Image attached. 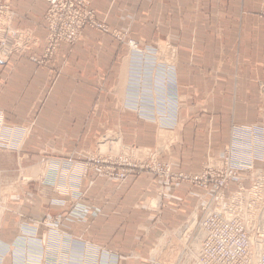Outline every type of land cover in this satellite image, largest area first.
<instances>
[{
	"label": "crops",
	"instance_id": "0c3cea01",
	"mask_svg": "<svg viewBox=\"0 0 264 264\" xmlns=\"http://www.w3.org/2000/svg\"><path fill=\"white\" fill-rule=\"evenodd\" d=\"M89 2L107 27L126 30L141 42L175 46L178 68L166 69L167 83L163 73L158 81L160 89L168 88L170 120L158 118L156 109L155 118L140 109L145 106L141 91L150 89L146 71L139 57L130 56L109 35L85 27L75 45L58 47L50 63L31 60L45 53L48 3L8 0L13 25L31 32L35 44L0 61V264H18L12 253L23 234L43 246L50 233L43 220L58 216L63 234L118 252L117 264H147L159 238L200 215L201 206L213 196L211 189L174 184L162 190L158 216L150 213L153 222L137 204L158 180L141 173L118 188L115 180L89 174L82 182L84 189L89 186L87 194L69 213L58 203L63 199L62 156L96 153L99 139L111 129L124 146L140 148H154L166 131L175 133L176 143L161 156L168 155L175 170L196 171L206 157L223 156L233 123H250L256 117V80L264 78L260 0ZM159 59L167 62L170 54L160 53ZM134 71L146 75L144 81L137 83ZM136 98L138 110L128 102ZM201 110L205 112L199 116ZM246 154L249 170L254 166L264 172V155L256 159ZM238 185L249 187L250 181L233 180L223 193Z\"/></svg>",
	"mask_w": 264,
	"mask_h": 264
},
{
	"label": "rangeland",
	"instance_id": "374dc122",
	"mask_svg": "<svg viewBox=\"0 0 264 264\" xmlns=\"http://www.w3.org/2000/svg\"><path fill=\"white\" fill-rule=\"evenodd\" d=\"M81 1L85 3L86 9L89 10V17L82 25L75 28L76 35L73 39L65 37L56 46H51L50 44L49 34L51 22L47 20L46 17L47 8L44 15L45 29L47 32L45 53L42 57L32 55L29 58L38 64L50 63L58 47L61 44H68L70 46L75 45L85 27H89L102 35H109L122 43L126 48V53H129L130 56H134V58L139 57L141 62L140 68L142 69L143 67L144 71H146L150 89L141 91V95L145 94V101L141 100L142 103H145V106L140 109L149 110L150 116L154 118L155 115L152 114H154V110L156 109V111H158L156 116L162 121L166 118L165 122H169L172 108L170 110L168 105L170 102L167 98L168 94H166L168 88L160 89L158 81L162 80V75L167 71L166 69L173 68L174 65L178 68L179 63L175 46L169 43L159 44L157 42H141L131 38L126 30L123 32L115 28H109L103 21L95 17V12L91 8L89 0ZM257 15L264 17V0H260ZM87 16V14L84 15V17ZM71 21L72 20L67 17L61 21L63 25L59 23L52 28L56 34L63 31H71ZM34 42L35 38L31 32L13 25L8 0H0V61L6 60L12 53L22 54L26 52L30 45L33 46L35 44ZM160 53L162 55L166 54V56L170 54V60L166 62L164 59H159ZM141 71L142 70H139L138 72ZM146 75L138 74L136 76V71L132 73L133 77H137V83H140V79L144 81ZM153 77L155 78V83H153ZM169 78L164 74L163 83H167V79L169 80ZM256 84L258 91L256 117L250 123H233L231 125L229 130V143L225 147L224 154L220 159L215 160L211 156L206 157L203 166L196 171L175 170L169 163L167 158L168 155L161 156V152H167L170 146L176 143V135L174 132L161 131L158 145L154 146V148H140L135 146H124L118 141L115 130L111 129L99 139V149L96 153L83 152L81 155L70 154L62 156L63 171L61 174L59 173V189L62 191L60 194L63 196V199L59 200L58 203H60L61 206H66L69 213L74 212V209H78L80 201L87 194L89 187L87 186V189H84L82 182L89 174L94 177H105L108 180H115L118 183V188L127 184L129 179L137 177L141 173L148 174L152 181L158 180L157 185H149V187L146 188L143 199L137 204L141 209L149 213L150 218L151 215L152 218H154L153 215L157 217L160 212V200L158 197L161 191L174 184L196 186L205 190L211 189L213 196L201 206L200 215L194 219V222L189 224V226L184 225L165 234L162 237L163 241L160 242L162 238H159L154 246H152V250L147 256V264H203L199 257V236L196 237L198 223L205 215L207 208L210 207L212 210L218 208L221 211H226V207L238 200V198L248 200L247 204L252 206L250 212L246 213L249 216L242 217L243 227H248L253 233H255L257 229H264V191L262 190L258 195H255L254 190L248 191L258 177H261L260 174L263 175L264 172H261L260 168L256 167V169L254 166H252V171L245 169L249 166L245 161L250 160V158L246 156V152L248 154L249 152L253 154L256 159H260L264 155V78H258ZM152 85H156V87L153 89ZM165 85L167 86V84ZM153 90L154 93L157 94L156 98L153 97ZM136 93L139 94L140 90L137 89ZM128 97H130L129 94ZM137 99L139 98L134 100L129 99L128 102L129 104L133 103L138 110V104H140V102L137 101ZM204 112L205 110H201L199 116ZM245 113L246 115L248 114L247 111ZM199 119L200 118H197L196 120L200 121ZM134 131H136V128ZM246 136H248L249 140H247ZM69 139L72 140V136ZM232 142H237V145ZM229 150H232V152L236 151L238 154H231L230 160L235 166L239 164L240 167H237L236 175L231 176L225 185L219 186L218 183L212 180L207 183L203 182L202 184L191 181L192 176L201 175L203 173L202 169L206 164L213 165L211 168L215 171V168H217L215 165L222 164V161H224L227 156L226 151ZM78 163L81 164L79 171L77 168ZM241 179L249 180V187H240V185H238L237 188L228 194L223 193V189L227 187L231 181ZM240 188H242V191L238 192ZM152 218L150 220L154 222ZM42 224H45L46 227L50 229V233L45 239L43 246L33 237L32 240H26L25 238L28 236L23 234L21 236L22 238H20L21 243L14 247V252L12 253L13 263H118V252L105 250L104 246L99 244L96 245L97 243L87 239L86 241L81 237H70L67 236V234H63L59 229L61 224V218L59 216L53 217L45 222L43 220ZM2 259L0 257V262H2Z\"/></svg>",
	"mask_w": 264,
	"mask_h": 264
},
{
	"label": "built area",
	"instance_id": "2783aa9c",
	"mask_svg": "<svg viewBox=\"0 0 264 264\" xmlns=\"http://www.w3.org/2000/svg\"><path fill=\"white\" fill-rule=\"evenodd\" d=\"M49 4L46 14L50 23V44L56 46L65 37L73 39L76 35L75 28L82 25L89 17L90 12L81 0H46ZM87 14V17L84 15ZM67 15V16H66ZM70 18L71 31L56 34L53 26L61 23L65 18ZM55 24H54V23ZM63 25V24H62ZM49 30V29H48ZM64 30V26H63ZM226 158L221 165L206 164L201 175L192 176L191 181L207 183L215 181L219 186L225 185L231 176L236 175L237 167L231 163V154L236 151H226ZM250 169V166L245 168ZM258 177L251 188L255 195L261 193L264 187V175ZM242 188L238 189L241 192ZM260 199V198H258ZM248 200H238L226 207V211L218 208H207L205 215L198 223L196 237L199 236V257L203 264H264V229H257L255 233L243 227L242 217L249 216L251 205Z\"/></svg>",
	"mask_w": 264,
	"mask_h": 264
},
{
	"label": "bare ground",
	"instance_id": "6f19581e",
	"mask_svg": "<svg viewBox=\"0 0 264 264\" xmlns=\"http://www.w3.org/2000/svg\"><path fill=\"white\" fill-rule=\"evenodd\" d=\"M104 145V144H103ZM189 226V225H188Z\"/></svg>",
	"mask_w": 264,
	"mask_h": 264
}]
</instances>
